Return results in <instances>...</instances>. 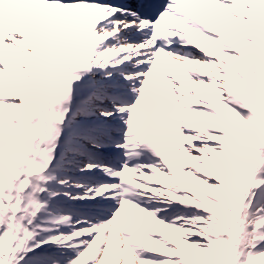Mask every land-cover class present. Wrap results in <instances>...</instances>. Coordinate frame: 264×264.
<instances>
[{"label":"snow or ice","instance_id":"6c2138e0","mask_svg":"<svg viewBox=\"0 0 264 264\" xmlns=\"http://www.w3.org/2000/svg\"><path fill=\"white\" fill-rule=\"evenodd\" d=\"M0 264H264V0H0Z\"/></svg>","mask_w":264,"mask_h":264}]
</instances>
